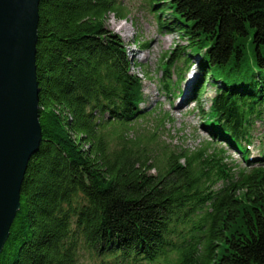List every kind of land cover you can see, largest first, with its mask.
<instances>
[{"label":"trees","instance_id":"16d2710c","mask_svg":"<svg viewBox=\"0 0 264 264\" xmlns=\"http://www.w3.org/2000/svg\"><path fill=\"white\" fill-rule=\"evenodd\" d=\"M148 5L160 31L188 41L162 65L161 90L174 96L197 59L191 100L199 103L209 75L216 94L202 124L223 147L157 158L150 127L168 117L137 134L154 113L142 108L126 44L106 27L111 14L125 19L117 0H41L42 142L0 264H83L86 253L100 264H264V149L256 158L249 150L264 124V0ZM225 148L247 167L235 174Z\"/></svg>","mask_w":264,"mask_h":264},{"label":"rangeland","instance_id":"374dc122","mask_svg":"<svg viewBox=\"0 0 264 264\" xmlns=\"http://www.w3.org/2000/svg\"><path fill=\"white\" fill-rule=\"evenodd\" d=\"M117 3L123 9L125 19L117 18L116 15L111 14L107 18L106 27L118 33L126 44L129 57L136 65L133 72L143 80L146 103L142 105V108H149V111L154 113L148 120L140 122L136 126L137 129L140 128L137 130V134H140L142 128L146 129L145 127L149 126L148 123L153 121L154 117L161 119L166 115L168 118L159 130L155 129V121L150 127V133L154 134L155 138L153 150L157 158L163 159L169 151L195 152L206 148L208 153H212L221 149L223 145L212 143L210 135L206 133L202 124L201 110L207 113L210 111L211 99L216 94L215 88L209 84V75L202 79L201 84L203 83L205 89L199 103H194L191 100L194 86L201 78V73L196 66L197 59L192 60L195 64L184 74L180 90L176 91L174 96H168L161 90L160 79L164 76L162 65L169 62L170 52L176 46L185 47L188 41L176 32L168 33L166 30H159L156 14L150 11L148 0H117ZM143 44L146 46L142 47ZM168 76H172L173 84L178 80L177 72L170 71ZM181 103L183 105L180 106ZM263 149L264 124L258 123L254 128L253 143L250 144L249 150L251 156L256 158ZM224 155V163L233 168L235 174L248 165L243 157L233 149L225 148ZM154 173L151 170V174ZM221 187L222 183H219L215 189L218 190ZM83 264H100V259L86 253Z\"/></svg>","mask_w":264,"mask_h":264},{"label":"water","instance_id":"95a60500","mask_svg":"<svg viewBox=\"0 0 264 264\" xmlns=\"http://www.w3.org/2000/svg\"><path fill=\"white\" fill-rule=\"evenodd\" d=\"M41 0H0V254L40 148L37 42ZM183 264V263H182Z\"/></svg>","mask_w":264,"mask_h":264},{"label":"bare ground","instance_id":"6f19581e","mask_svg":"<svg viewBox=\"0 0 264 264\" xmlns=\"http://www.w3.org/2000/svg\"><path fill=\"white\" fill-rule=\"evenodd\" d=\"M181 105H183V104L181 103L180 106H181ZM180 106H179V107H180Z\"/></svg>","mask_w":264,"mask_h":264}]
</instances>
